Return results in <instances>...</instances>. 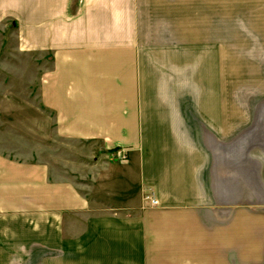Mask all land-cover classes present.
<instances>
[{
	"label": "crops",
	"instance_id": "obj_1",
	"mask_svg": "<svg viewBox=\"0 0 264 264\" xmlns=\"http://www.w3.org/2000/svg\"><path fill=\"white\" fill-rule=\"evenodd\" d=\"M146 1L0 0L19 50L50 59L38 97L56 136L105 150L76 184L0 148V264H264V93L220 100L208 59L182 88L179 27ZM206 1L196 34L218 50ZM238 1L255 14L242 49L264 65V0Z\"/></svg>",
	"mask_w": 264,
	"mask_h": 264
},
{
	"label": "rangeland",
	"instance_id": "obj_2",
	"mask_svg": "<svg viewBox=\"0 0 264 264\" xmlns=\"http://www.w3.org/2000/svg\"><path fill=\"white\" fill-rule=\"evenodd\" d=\"M165 5L175 18L170 24L171 30L179 27L175 29V40L182 41V50L174 51L173 55L176 62L182 61V88L194 89L198 83L195 82L197 64L208 59L209 65L203 74L217 73L220 100H223L221 95L227 89L235 95V105L244 104L245 99L252 101L259 92L264 93V65L258 64L260 51L242 49L244 45L248 46V35L241 29L242 22L244 19L247 22L255 20L254 12L249 9L250 3L218 0V10L212 20L213 25L218 26V50L206 48L209 43L205 36L209 39L210 35H203L201 40L196 34L201 26L210 28L209 1L144 2V6L155 11H163ZM160 13L154 21L160 22L163 18ZM198 13H203L201 24L197 19ZM210 61H213L212 65ZM49 63V58L26 55L19 50L12 26L0 27V148L19 160L45 163L55 178L84 183L88 169L103 159L105 150L95 142L62 140L56 136L53 116L42 107L38 97L40 76ZM116 150L119 149L111 155L113 160L123 163L116 158Z\"/></svg>",
	"mask_w": 264,
	"mask_h": 264
},
{
	"label": "built area",
	"instance_id": "obj_3",
	"mask_svg": "<svg viewBox=\"0 0 264 264\" xmlns=\"http://www.w3.org/2000/svg\"><path fill=\"white\" fill-rule=\"evenodd\" d=\"M115 156L120 160L121 162H126L127 159V153L123 149H119L115 151ZM143 200L145 201L146 205L149 207H157L158 201L155 198L154 194L151 190H147L146 193L143 196Z\"/></svg>",
	"mask_w": 264,
	"mask_h": 264
}]
</instances>
